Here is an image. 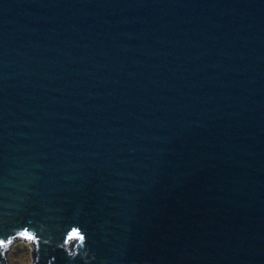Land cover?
Returning a JSON list of instances; mask_svg holds the SVG:
<instances>
[{
	"label": "water",
	"instance_id": "water-1",
	"mask_svg": "<svg viewBox=\"0 0 264 264\" xmlns=\"http://www.w3.org/2000/svg\"><path fill=\"white\" fill-rule=\"evenodd\" d=\"M16 241L264 264V0H0V264Z\"/></svg>",
	"mask_w": 264,
	"mask_h": 264
},
{
	"label": "rangeland",
	"instance_id": "rangeland-1",
	"mask_svg": "<svg viewBox=\"0 0 264 264\" xmlns=\"http://www.w3.org/2000/svg\"><path fill=\"white\" fill-rule=\"evenodd\" d=\"M30 247L22 241H16L10 245L5 253L6 264H31Z\"/></svg>",
	"mask_w": 264,
	"mask_h": 264
},
{
	"label": "snow or ice",
	"instance_id": "snow-or-ice-1",
	"mask_svg": "<svg viewBox=\"0 0 264 264\" xmlns=\"http://www.w3.org/2000/svg\"><path fill=\"white\" fill-rule=\"evenodd\" d=\"M31 238V237H30Z\"/></svg>",
	"mask_w": 264,
	"mask_h": 264
}]
</instances>
